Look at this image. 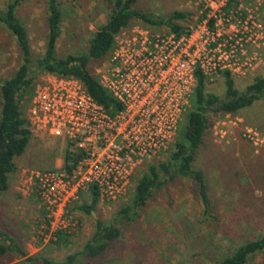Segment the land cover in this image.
<instances>
[{
  "label": "rangeland",
  "instance_id": "obj_1",
  "mask_svg": "<svg viewBox=\"0 0 264 264\" xmlns=\"http://www.w3.org/2000/svg\"><path fill=\"white\" fill-rule=\"evenodd\" d=\"M6 1L0 0V10ZM59 1L62 23L56 56L78 55L87 49L92 34L106 22L111 8L107 0ZM195 2L137 0L134 7L153 17L167 18L174 11H181L188 13L189 18ZM17 14L30 38V67L34 69L36 58L44 52L45 0H24ZM180 23L184 27L188 24ZM133 28L152 33L169 32L165 26L153 27L140 21H133L125 30ZM107 57L90 64L93 74ZM20 63L14 38L0 25V84ZM45 74L36 72L31 83L33 92ZM263 75L264 67H259L245 76L234 77V85L243 90L255 76ZM206 90L223 98L222 76L208 81ZM190 107L191 104L183 114L179 128L184 127ZM208 118L209 127L192 164L194 169L202 171L207 185L211 202L208 213L203 211L194 181L182 177L170 179V175L166 176L168 182L153 190L152 196L130 219L119 213L130 204L134 185L147 167L168 159L177 133L163 152L135 172L124 197L114 202L98 197L94 210L86 213L78 206L89 204L92 196L90 191L82 193L70 208L80 224L77 232L60 234L56 241L46 243L36 238L35 231L40 222L38 202L33 195L19 189L20 177L28 169L54 168V159L62 160L66 150L62 148L64 142L60 144L55 137L31 135L24 153L14 159L15 171L8 175V188L0 195V230L15 239L25 257L9 252L0 257V264H41L42 258L60 261L82 249L94 232L97 220L117 227L120 235L101 255L89 259V264H216L240 243L259 237L264 233V102L257 101L235 114L210 112ZM27 243L31 249H27ZM28 256L40 261L26 262ZM246 264H264V251L249 258Z\"/></svg>",
  "mask_w": 264,
  "mask_h": 264
},
{
  "label": "built area",
  "instance_id": "obj_2",
  "mask_svg": "<svg viewBox=\"0 0 264 264\" xmlns=\"http://www.w3.org/2000/svg\"><path fill=\"white\" fill-rule=\"evenodd\" d=\"M196 6V7H195ZM185 31L119 32L104 64L101 87L120 105L109 113L71 76L45 74L25 117L33 136L55 137L73 156L69 166L28 169L20 190L40 210L36 238L56 241L80 227L71 205L94 188L114 202L126 195L135 172L174 140L196 86L228 72L242 77L264 67V0H196Z\"/></svg>",
  "mask_w": 264,
  "mask_h": 264
},
{
  "label": "trees",
  "instance_id": "obj_3",
  "mask_svg": "<svg viewBox=\"0 0 264 264\" xmlns=\"http://www.w3.org/2000/svg\"><path fill=\"white\" fill-rule=\"evenodd\" d=\"M107 1L111 11L106 22L90 37L87 49L78 55L69 54L59 58L56 56V43L61 34L62 8L59 0H45L47 33L44 52L36 58L34 69L30 67V38L17 14V9L24 0H7L4 8L0 10V25L14 38L16 51L21 59L11 76L0 84V195L8 188V175L15 171L14 159L24 153L32 135L25 112L33 94L31 83L36 72L76 78L93 100L109 113H113L120 105L101 87L96 74L89 68L90 64L103 60L112 49L115 36L133 21L153 27L165 26L169 32L176 35L185 31L180 22H188L189 14L186 12L174 11L167 18L153 17L134 7L137 0ZM220 76L225 86V94L221 99L206 90L207 79L200 71L196 72V86L190 101L191 107L186 113V123L183 128H179L177 141L168 159L158 165H149L137 179L130 204L119 211L125 218L130 219L135 215L152 196L153 190L162 188L168 182L167 175H170V179L182 177L194 181L203 211L205 214L210 211L211 202L203 173L192 166L209 127L208 115L210 112L235 114L253 106L257 101L264 102V75L255 76L243 90L235 87L234 77L228 72H222ZM26 94L29 96L26 97ZM72 161L73 156L66 150L65 166H69ZM90 192L91 202L78 206V209L86 213L94 210L98 199L94 188H91ZM119 235L117 227L97 220L94 232L80 251L68 254L60 261L47 258L40 261L32 256L26 257L25 261L39 260L41 264H89V259L101 255ZM263 251L264 233L255 239L240 243L230 254L220 257L216 264H246L249 258ZM9 252L25 257L15 239L0 230V257Z\"/></svg>",
  "mask_w": 264,
  "mask_h": 264
},
{
  "label": "crops",
  "instance_id": "obj_4",
  "mask_svg": "<svg viewBox=\"0 0 264 264\" xmlns=\"http://www.w3.org/2000/svg\"><path fill=\"white\" fill-rule=\"evenodd\" d=\"M57 139H59V138H57ZM59 141H60V144L63 143V141H62L61 139H59ZM62 146H63L62 148H63V150H64L66 147H65L63 144H62ZM63 161H64V158L61 160V159H59V157H57L56 159H54L53 164H54V166L56 167V166L62 164ZM31 248H32L31 245L27 243V249H31ZM26 262H27V261H26ZM17 264H21V263H17Z\"/></svg>",
  "mask_w": 264,
  "mask_h": 264
}]
</instances>
